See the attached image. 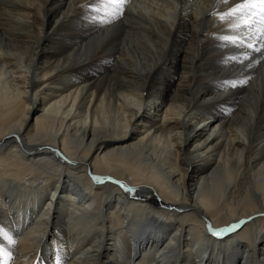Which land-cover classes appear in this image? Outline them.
Returning a JSON list of instances; mask_svg holds the SVG:
<instances>
[{"label": "bare ground", "instance_id": "obj_1", "mask_svg": "<svg viewBox=\"0 0 264 264\" xmlns=\"http://www.w3.org/2000/svg\"><path fill=\"white\" fill-rule=\"evenodd\" d=\"M240 2L0 0V260L264 264V38Z\"/></svg>", "mask_w": 264, "mask_h": 264}, {"label": "snow or ice", "instance_id": "obj_2", "mask_svg": "<svg viewBox=\"0 0 264 264\" xmlns=\"http://www.w3.org/2000/svg\"><path fill=\"white\" fill-rule=\"evenodd\" d=\"M127 2L128 0H98V4L101 8L112 7L115 11H119ZM237 14L246 20L252 17L258 18V23L261 25V32L264 34V0H241V2L236 4L225 16H236ZM223 18L224 17H221V19ZM245 26L250 27L248 24ZM262 38H264V35H262ZM224 39L228 40L229 38L224 37ZM235 42V38H232V43ZM213 235H215V233H213ZM2 255L6 254L0 252V256ZM0 264H7V260H0Z\"/></svg>", "mask_w": 264, "mask_h": 264}, {"label": "rangeland", "instance_id": "obj_3", "mask_svg": "<svg viewBox=\"0 0 264 264\" xmlns=\"http://www.w3.org/2000/svg\"><path fill=\"white\" fill-rule=\"evenodd\" d=\"M2 80V79H1ZM5 81V80H4ZM4 81L2 82V81H0V88L2 89V86H4ZM6 82V81H5ZM6 91H8V89L6 90ZM10 91V90H9ZM11 92V91H10ZM9 93V92H8ZM8 93H6V95H8V98H10L11 96H10V94H8ZM10 96V97H9Z\"/></svg>", "mask_w": 264, "mask_h": 264}]
</instances>
